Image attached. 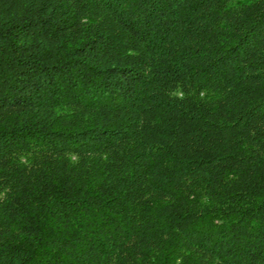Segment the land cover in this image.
Here are the masks:
<instances>
[{"label":"trees","instance_id":"trees-1","mask_svg":"<svg viewBox=\"0 0 264 264\" xmlns=\"http://www.w3.org/2000/svg\"><path fill=\"white\" fill-rule=\"evenodd\" d=\"M0 264H264V0H0Z\"/></svg>","mask_w":264,"mask_h":264}]
</instances>
